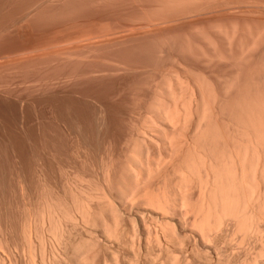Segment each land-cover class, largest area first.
<instances>
[{"label": "bare ground", "instance_id": "obj_1", "mask_svg": "<svg viewBox=\"0 0 264 264\" xmlns=\"http://www.w3.org/2000/svg\"><path fill=\"white\" fill-rule=\"evenodd\" d=\"M142 1L47 57L41 118L19 103L0 264H264V0Z\"/></svg>", "mask_w": 264, "mask_h": 264}, {"label": "rangeland", "instance_id": "obj_2", "mask_svg": "<svg viewBox=\"0 0 264 264\" xmlns=\"http://www.w3.org/2000/svg\"><path fill=\"white\" fill-rule=\"evenodd\" d=\"M139 1H136V3L134 0H0V208H2L0 209V216H2L3 221L6 219L4 223L6 225L8 224L7 226L9 228L11 227L10 229H13L18 233H22V229L24 232L28 228H25V226L28 225H25V222L28 221H24L27 218H25L26 215L23 214L24 211L22 210L26 201V197L22 195V183L20 185V182L17 181L16 170L12 165L13 161L10 162L11 158L13 160L17 156L18 159L21 157L19 161H17V159L14 160L16 162H20V165H22V160L24 164L22 167L20 166V168L24 170L23 172H27V169H25L26 159L22 155L24 150L23 148H25L24 133H26V128L20 122V111H24L25 105L21 107V104L19 106V103H23L25 100H27L28 111L31 117L41 118L43 115L44 106V90L48 78L50 77L53 83L54 81L57 83L58 81L62 80L64 75V71L61 70V67L56 64V61V63L51 65V69L47 71L45 68L47 57H56L57 55L54 54H59L61 48L68 46V44L72 47L71 44H73L75 38L80 36L81 33L85 36L87 33H90V31L93 33L95 31L96 33L98 31L107 33V31H112L118 28L119 25L120 28L125 26L124 24H130L136 17L140 19V16L144 12L143 10L145 8V3H143V1L140 2L141 6L139 8L141 9L138 10V4H140ZM133 2L136 3V6ZM137 10L139 12L142 11V14H139V17H134ZM146 13L147 12L145 10L144 14L146 15ZM145 15H142V17ZM134 21L137 22L140 20L136 19ZM109 28L112 29L109 30ZM131 46H133V44ZM138 46V48H140L141 43H139ZM136 47L137 44L135 48H133L137 50ZM115 48H112L115 52L121 50L120 49L117 51V47ZM128 48L129 49H127L126 46L125 49L130 50V47ZM133 48H131V52L129 51L130 53L134 51ZM123 49L122 51L125 50ZM108 50L107 52H110ZM113 50L112 52L115 53ZM122 51V54L128 53V51H124V53ZM102 53L104 52L101 50V54ZM135 53H138V51ZM99 54L100 52L98 55ZM74 66L75 65L69 66V72L73 71L76 75L77 70H72ZM109 84L111 83L99 82L98 85L96 84V86H92L93 84H84L85 86H81L88 89H90L92 86V91H95L93 94H99L102 92H109L110 89L113 91V85ZM20 100L22 101L20 102ZM22 113L23 115L25 114V112ZM10 141L12 147L10 144L8 145ZM8 146L13 149V155H11L12 149H7L9 148ZM4 150L6 151V154H4ZM9 154L11 157H9ZM5 157L8 159L7 162ZM17 183L21 187H19ZM1 186H3L2 189ZM22 196L24 197V200ZM20 202L22 206L20 205ZM9 213H11V215ZM21 213L25 217H23ZM9 216L12 217L10 218Z\"/></svg>", "mask_w": 264, "mask_h": 264}]
</instances>
